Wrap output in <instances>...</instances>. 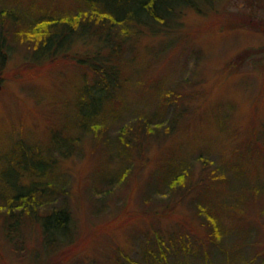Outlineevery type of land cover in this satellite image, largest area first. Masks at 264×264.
Wrapping results in <instances>:
<instances>
[{"label": "rangeland", "instance_id": "374dc122", "mask_svg": "<svg viewBox=\"0 0 264 264\" xmlns=\"http://www.w3.org/2000/svg\"><path fill=\"white\" fill-rule=\"evenodd\" d=\"M26 4L0 0L1 6L22 5L21 11ZM41 4L67 11L79 3ZM178 25L166 38L147 33L138 42L137 60L128 68L133 84L121 96L123 103L106 106L101 143L75 124L79 91L90 82L71 58L83 42L66 59L62 54L41 61L32 59L27 44L5 43L0 156L20 139L54 147L50 129L61 128L71 152L59 156L57 205L69 208L72 228L69 243L50 245L38 223L23 221L11 239L0 210V264H118L126 255L145 261L146 241L154 243L156 231L185 236L168 255L172 264H264V195L254 196L249 187L264 189V157L247 150L264 137V0H211L201 13H182ZM168 90L184 94L178 117L176 111L161 113L164 127L129 133L126 139L135 144L130 156L118 145L111 148L121 127L138 128L139 118L155 114ZM171 121L173 130L165 129ZM171 161L190 169L187 183H168L161 166ZM198 196L204 205L220 201L246 209L232 210L233 217L225 210L220 220L227 231L212 239L194 205Z\"/></svg>", "mask_w": 264, "mask_h": 264}, {"label": "trees", "instance_id": "16d2710c", "mask_svg": "<svg viewBox=\"0 0 264 264\" xmlns=\"http://www.w3.org/2000/svg\"><path fill=\"white\" fill-rule=\"evenodd\" d=\"M10 1L19 5L25 2L27 4L22 11L19 9L22 5H0V57H6L9 53L5 49V43L9 39L27 44L32 50V59L36 61L56 59L62 54L64 56L60 57L66 59L71 47L80 40L83 42L82 51L76 52L71 58L84 69L86 78L90 76V82L79 91L75 124L78 128L89 131L101 143L104 134L100 131L105 130L102 126L105 108L123 103L121 96L133 84V75L128 68L137 60L138 42L142 36L149 33L166 38L165 35L174 34L173 30L179 26L182 13L188 9L201 13L211 0H76L79 4L67 11L41 4L49 0ZM37 5L39 6L33 13L29 11ZM171 43L172 40L167 46ZM159 46L166 47L164 44ZM158 80L160 79L156 76L155 81ZM182 96L183 93L174 90L164 92L155 108L156 115L140 117L138 128L133 125L121 127L118 135L109 142L111 148L118 145L121 154L130 156L135 144L130 138L126 139L129 133L133 130L151 133L158 130V127H164L165 119L161 113L176 111L174 118L178 117V107L184 102ZM184 111L185 108L182 112ZM174 126L171 121L170 125H165V129L173 130ZM57 127L53 126L49 134L54 138V147L41 142L30 144L25 139H20L11 150L0 156V210H5L2 223L11 239L15 232L20 231L25 221V224L36 222L40 225L47 244L63 245L71 241L68 233L72 228V214L66 204L57 205V196H61L62 186L57 185L56 180L62 173V160L59 156H65L64 153L71 151L69 141L60 134L61 128ZM255 130H252L253 133ZM261 140V143L257 140L255 148L249 147L247 150L251 154L255 150L264 157L263 136ZM241 153L247 156V152ZM161 168L168 170L167 181L172 186L185 184L192 177L190 169L177 162L171 161ZM28 178L31 179L30 183H24ZM249 187H253L251 190L254 196L264 195V189L257 185ZM196 200L193 204L197 205L198 215L211 228L212 239H220L227 231L220 220V215L225 210L232 216V210L244 213L246 209L228 206L220 201L213 202L211 206L204 205L199 202H202L201 196ZM243 216L236 220L239 229L244 227ZM183 239L185 236H167L156 231L154 243L146 241L148 256L145 261L126 255L124 258H117L118 264H172L168 255L171 251L179 250L176 243ZM185 246L189 244H183L181 248L189 251V247ZM205 250L202 252L206 253Z\"/></svg>", "mask_w": 264, "mask_h": 264}, {"label": "water", "instance_id": "95a60500", "mask_svg": "<svg viewBox=\"0 0 264 264\" xmlns=\"http://www.w3.org/2000/svg\"><path fill=\"white\" fill-rule=\"evenodd\" d=\"M2 88V81H1V77H0V89Z\"/></svg>", "mask_w": 264, "mask_h": 264}]
</instances>
